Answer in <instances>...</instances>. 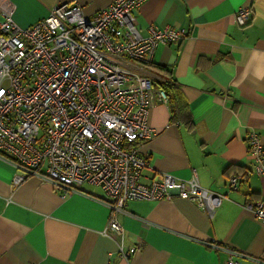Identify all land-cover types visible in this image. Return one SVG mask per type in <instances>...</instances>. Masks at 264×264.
Here are the masks:
<instances>
[{"label":"crops","instance_id":"crops-1","mask_svg":"<svg viewBox=\"0 0 264 264\" xmlns=\"http://www.w3.org/2000/svg\"><path fill=\"white\" fill-rule=\"evenodd\" d=\"M112 1L0 3L27 28L60 3H77L90 17ZM243 7L251 15L240 27L234 14ZM133 16L143 37L150 28L185 31L180 42L157 45L150 64L129 66L156 84L171 80L192 121H171L168 105L154 104L148 125L156 134L139 152L153 171L180 180L194 172L201 188L226 199L211 215L176 197L128 201L115 219L124 249L137 251L124 259L118 240L101 235L109 209L99 188L64 195L35 176L13 185L17 171L0 156V264H223L224 249L240 255L238 264L264 262V223L243 209L264 202V177L252 173L246 143L252 132L264 149V0H148ZM233 176L241 177L235 191Z\"/></svg>","mask_w":264,"mask_h":264},{"label":"built area","instance_id":"built-area-1","mask_svg":"<svg viewBox=\"0 0 264 264\" xmlns=\"http://www.w3.org/2000/svg\"><path fill=\"white\" fill-rule=\"evenodd\" d=\"M147 1L114 0L90 17L77 3H60L27 28L13 22L9 3H0V156L17 171L12 183L35 176L64 195L84 184L99 188L109 209L101 235L118 240L124 259L137 251L124 249L115 219L128 201L176 197L211 215L226 199L201 188L194 172L180 180L153 171L138 150L156 134L149 110L166 105L167 97L129 65L150 64L157 45L186 36L170 28L141 36L133 15ZM250 15L249 7L239 8L234 20L243 27ZM246 143L252 173L264 177L259 138L250 132ZM240 181L229 178L228 189L235 191ZM243 209L264 223V202ZM206 245L223 249L214 241ZM224 251L223 264H238V253Z\"/></svg>","mask_w":264,"mask_h":264},{"label":"trees","instance_id":"trees-1","mask_svg":"<svg viewBox=\"0 0 264 264\" xmlns=\"http://www.w3.org/2000/svg\"><path fill=\"white\" fill-rule=\"evenodd\" d=\"M156 70L165 72L164 68L154 67ZM153 88H158L163 91L167 97V105L171 113V121H178L184 123L187 127L192 125L187 106L181 99L177 86L171 81L158 82L157 84L152 81Z\"/></svg>","mask_w":264,"mask_h":264},{"label":"rangeland","instance_id":"rangeland-1","mask_svg":"<svg viewBox=\"0 0 264 264\" xmlns=\"http://www.w3.org/2000/svg\"><path fill=\"white\" fill-rule=\"evenodd\" d=\"M84 186H88V187H91V188H96V187H94V186L87 185V184H84Z\"/></svg>","mask_w":264,"mask_h":264}]
</instances>
